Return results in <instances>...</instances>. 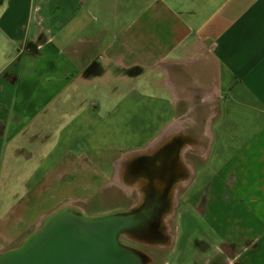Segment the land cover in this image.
I'll use <instances>...</instances> for the list:
<instances>
[{
  "label": "crops",
  "instance_id": "obj_1",
  "mask_svg": "<svg viewBox=\"0 0 264 264\" xmlns=\"http://www.w3.org/2000/svg\"><path fill=\"white\" fill-rule=\"evenodd\" d=\"M182 139L163 264H264V0H0V193L32 229Z\"/></svg>",
  "mask_w": 264,
  "mask_h": 264
},
{
  "label": "water",
  "instance_id": "obj_2",
  "mask_svg": "<svg viewBox=\"0 0 264 264\" xmlns=\"http://www.w3.org/2000/svg\"><path fill=\"white\" fill-rule=\"evenodd\" d=\"M162 135L150 146L157 145ZM185 144L188 140L182 139L166 154L180 157ZM152 161L146 175L152 185L166 187L162 184L165 179L160 176L162 162L156 158ZM173 181L176 179H171L169 184ZM170 185L171 189L176 186ZM173 195L171 190V198ZM160 197V191L153 192L154 203L160 202ZM165 212L166 209L144 204L135 209L88 215L66 202L43 215L18 246L0 252V264H148L145 254L125 245L119 238L123 234L141 232L154 217L161 223Z\"/></svg>",
  "mask_w": 264,
  "mask_h": 264
},
{
  "label": "flooded vegetation",
  "instance_id": "obj_3",
  "mask_svg": "<svg viewBox=\"0 0 264 264\" xmlns=\"http://www.w3.org/2000/svg\"><path fill=\"white\" fill-rule=\"evenodd\" d=\"M193 135L194 134L192 133V137H190L191 139L189 140L194 143L195 138ZM178 143V141L172 140L170 141L169 146H163L157 149L153 155H140L125 164V169L122 172V180L123 178H126L129 182H131V186L128 188V190L119 189L120 196L127 201V205L122 207L121 210L135 209L143 206L144 204H152V206L155 205L156 208L159 207L166 209L165 217L161 223L158 221L157 217H154L141 232H136L135 234L131 235H121L119 239L125 245H128L125 243V241L143 245L145 247L151 248L154 253L168 251L170 248L173 234L171 227L169 226V222L173 221L177 206V204H175L177 193L174 190H177L180 186H175V188L173 187V189H171L172 187H169V182L171 179H176V181H173L172 184L175 185L180 178L184 177L183 175L186 171L184 170L183 165L180 163L179 156H174L173 154L167 155L166 151H168L170 148H176ZM155 158L162 162L163 170H161L160 176L165 179V182L162 184L166 187H157L156 185H152L148 175H146L151 170V163H153L152 160ZM145 180L149 183L146 182V184L143 185ZM171 190L174 191L172 198L170 196ZM159 191L161 194V200L158 203H154V199L152 198L153 192ZM128 246L140 250L137 247H133L131 245ZM146 256L148 257V255ZM149 258L150 257H148V259ZM151 262L155 263V260L153 259ZM161 264H163V261Z\"/></svg>",
  "mask_w": 264,
  "mask_h": 264
},
{
  "label": "rangeland",
  "instance_id": "obj_4",
  "mask_svg": "<svg viewBox=\"0 0 264 264\" xmlns=\"http://www.w3.org/2000/svg\"><path fill=\"white\" fill-rule=\"evenodd\" d=\"M194 117L197 118L199 117V115H190V117ZM187 132V137L189 139H191V133L192 131H185ZM188 151L186 152V163L188 165H192L193 167H197L198 164L201 162L202 163V159H201V153L203 151L202 147H196L194 148L193 146H190L188 149ZM123 182L124 184L127 185V187L131 186V182H129L126 178H123ZM108 195H105L104 197H94L93 199H91L90 201V205H89V209L88 212L92 215H103V214H108V213H113V212H117L120 211L122 207H125L127 205V201L126 199H123L119 193H112L110 190L107 192ZM21 196H23L22 194H11V193H0V224H4L7 225L6 228L9 227L11 232H22L24 237L28 234L25 235V233H27L29 230H33L32 226L30 225V223H28V218L31 215H35L36 213L40 212L39 209V205L40 204H32L30 206H28L27 204H25L26 202H22V209H18L16 210L15 208H12L13 205V200L16 199V197L22 198ZM113 198H112V197ZM75 207H77L76 205H73ZM19 215V219H17L16 217ZM187 216H189L190 218H194L192 215V212H189L187 214ZM170 223V227H171V231L174 234L175 231V222L171 221ZM187 230H189L190 227H185ZM192 229V227H191ZM189 232V231H187ZM21 237V236H20ZM23 239H19V237L14 240L11 241L10 243H6L5 241L0 240V252H3L9 248L12 247H16L18 246L21 241ZM126 244L131 245L133 247H137L139 248L140 252H142L145 255H148V257H150L148 259V264H161V262L163 261V255L164 253H167V251H163V252H158V253H154L152 251L151 248L149 247H145L143 245H139V244H135V243H131V242H126ZM2 245H5V247ZM155 260V263L151 262V260Z\"/></svg>",
  "mask_w": 264,
  "mask_h": 264
}]
</instances>
